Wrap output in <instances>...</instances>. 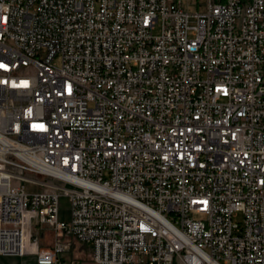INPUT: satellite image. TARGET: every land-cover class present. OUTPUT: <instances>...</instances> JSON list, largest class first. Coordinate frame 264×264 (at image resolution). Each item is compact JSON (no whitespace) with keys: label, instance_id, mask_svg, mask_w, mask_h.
<instances>
[{"label":"built area","instance_id":"built-area-1","mask_svg":"<svg viewBox=\"0 0 264 264\" xmlns=\"http://www.w3.org/2000/svg\"><path fill=\"white\" fill-rule=\"evenodd\" d=\"M72 240L264 264V0H0V256L81 264Z\"/></svg>","mask_w":264,"mask_h":264},{"label":"rangeland","instance_id":"rangeland-1","mask_svg":"<svg viewBox=\"0 0 264 264\" xmlns=\"http://www.w3.org/2000/svg\"><path fill=\"white\" fill-rule=\"evenodd\" d=\"M207 0H182V8L185 11L190 13L203 12L206 9ZM160 30L159 27L156 29V33ZM70 203L68 198H61V212L60 216L62 219H69L70 211H69ZM241 216L235 218V220H240ZM33 233H37L39 235L40 246L47 248L52 245V242L55 238L54 233L49 231L46 228H37L33 230ZM65 258L70 260L72 257H76L79 259L81 264H95L91 259V251L88 245L76 242L72 240L71 249L69 253H66ZM33 256H12L5 258V256L0 257V261H4L5 264H33L34 262Z\"/></svg>","mask_w":264,"mask_h":264},{"label":"crops","instance_id":"crops-1","mask_svg":"<svg viewBox=\"0 0 264 264\" xmlns=\"http://www.w3.org/2000/svg\"><path fill=\"white\" fill-rule=\"evenodd\" d=\"M25 256H33L34 258V262H33V264H37V262H36V256H34V255H25ZM25 256H22V257H25ZM1 257V256H0ZM9 257H12V256H9ZM5 258H8V256H5ZM4 261H0V264H5V263H3ZM12 264H14L13 262H12Z\"/></svg>","mask_w":264,"mask_h":264}]
</instances>
